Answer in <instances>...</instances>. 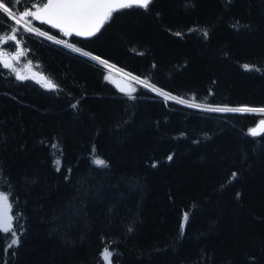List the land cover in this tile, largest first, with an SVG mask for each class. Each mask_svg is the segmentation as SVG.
<instances>
[{"label":"trees","instance_id":"trees-1","mask_svg":"<svg viewBox=\"0 0 264 264\" xmlns=\"http://www.w3.org/2000/svg\"><path fill=\"white\" fill-rule=\"evenodd\" d=\"M45 1L0 10V37L15 36L0 49L58 85L0 63V192L15 232H0V264H104L106 245L112 264H264V133L248 134L263 114L205 107L264 106V0H153L69 35L186 104L140 83L122 92L100 61L16 23Z\"/></svg>","mask_w":264,"mask_h":264},{"label":"snow or ice","instance_id":"snow-or-ice-1","mask_svg":"<svg viewBox=\"0 0 264 264\" xmlns=\"http://www.w3.org/2000/svg\"><path fill=\"white\" fill-rule=\"evenodd\" d=\"M153 3V0H48L46 4H43L42 7L37 6L36 11H27L21 14V19L24 16H32L35 19H42L45 23L52 24L53 27L60 28L65 34H70L75 32L78 36L90 37L99 31L100 27L111 19L114 12H117L126 8H143L147 10L149 6ZM0 10L4 13H7L10 17L12 16L10 8L0 0ZM16 23L19 24L20 20H16ZM15 31V29H13ZM31 31V29H29ZM191 31V29H190ZM43 35V33H41ZM180 35V33H177ZM204 35L207 36V32H204ZM12 39L15 40V36L0 37V43H3L5 40ZM23 52H19L18 55H23ZM87 55V53H85ZM16 58V57H13ZM93 59L99 60V57H93ZM101 63H106L105 61H100ZM0 63H3L5 68H11V63L4 59L0 55ZM248 68V65L244 66ZM17 79L24 80L25 76L16 73ZM137 83L143 84L144 87H150L152 91L158 92L164 97L165 100L172 99L177 100V97L171 96L170 94L164 93L161 89L155 87V85L149 84L146 80H140L138 77H132ZM43 86L48 89H56L58 85L54 84L51 80H48L45 77H41ZM121 91H126L124 88H121ZM135 88H130L127 90L130 95L131 92H134ZM179 103L186 104L188 101L179 99ZM192 107H201L199 104H192ZM76 107V105H72ZM210 111L216 112H241V113H264V108H210ZM264 133V119L260 120L259 124L248 130V134L251 136H257ZM53 148H56L57 145L53 144ZM169 160L172 159L171 156L168 157ZM94 163L97 166H103L105 161L102 159H95ZM55 164L57 165V170H59L60 161L56 160ZM237 174L232 173L230 180L235 178ZM239 196V194H237ZM11 205L8 203V195L0 192V232L8 233L12 232V235L15 236L13 230L12 220L13 217L10 216L9 210ZM188 212H185L183 215V222L181 223V233H183L184 223L188 220ZM131 231V229H129ZM18 243L17 239H12L11 245ZM9 245V247H11ZM113 252L109 250L106 245L101 257L104 261V264H112L111 257Z\"/></svg>","mask_w":264,"mask_h":264},{"label":"rangeland","instance_id":"rangeland-1","mask_svg":"<svg viewBox=\"0 0 264 264\" xmlns=\"http://www.w3.org/2000/svg\"><path fill=\"white\" fill-rule=\"evenodd\" d=\"M12 14H14V13H12ZM14 16L18 19V17L16 15H14ZM20 22L24 23L29 29L35 30L39 34L43 33V36H47L48 38L52 39L55 42L62 43L64 45H66L67 47L70 46V47L74 48L77 51L80 50L82 53H87V55L89 57L90 56L99 57V56H97V55H95L93 53H88L86 51L81 50L80 48L76 47L72 42H70L68 37H69V35H72V34H65V32L59 30L60 32H62V34L54 35V34L48 33L46 30L43 31L42 29H39L38 27H32V26H30V24L28 22H25V21L22 22L21 20H20ZM19 52H21V51L20 50H17V51L15 50L13 52H9V51L0 49V55H2L4 59L8 60L11 63V65H12L11 69L15 73H19L20 75H23L25 77H31L35 81L40 82L42 85H43V82L41 81V77H45L48 80H51L48 76H45L43 72H41L40 70L35 68V66H33L28 60H26V59L23 60V57H21V55H18ZM13 57H16V58H13ZM97 61H105V60H103V58L99 57V60H97ZM105 62L106 63H103V64L105 65V67H106V69L108 71V74H111L112 77L115 78V80H116V78H122L123 80L125 79L128 82V84H130L132 87L137 83L135 80L132 79V77H138L140 80H144L141 77L137 76L136 74L134 75V74L128 73L125 70L123 71L121 68H119L113 62L112 63L107 62V61H105ZM149 84H151V83H149ZM163 92L167 93L165 91H163ZM167 94H170L171 96L177 97V96H175V95H173L171 93H167ZM179 99H182V98H178L177 100H179ZM205 107H207V108H218V106H213L212 107L210 105H205ZM241 107L264 108V106H258V105H256V106H249V105L236 106L235 108H241ZM259 114H263V115H259V116H264V113H259Z\"/></svg>","mask_w":264,"mask_h":264},{"label":"water","instance_id":"water-1","mask_svg":"<svg viewBox=\"0 0 264 264\" xmlns=\"http://www.w3.org/2000/svg\"><path fill=\"white\" fill-rule=\"evenodd\" d=\"M47 2H48V0H46L43 4H46ZM43 4H42V5H39V7H42ZM36 7H37V6H35V7H33V8H29V7H27V8L22 9V11H20V13L18 14V18H19L22 22H23V21H25V22H33V23H34V22H37V23H40V24H43V25H47V26H49V27H51V28H53V29H55V30L58 29V30L62 31L60 28L53 27L52 24L45 23L42 19H35V18H33L32 16H24V17L21 19V14H22V13L27 12V11L35 12V11H36ZM99 31H100V29H99ZM99 31H97L96 33H98ZM63 32H64V31H63ZM96 33H95V34H96ZM70 34H72V35L78 37V35H76L75 32H72V33H70ZM80 37H85V36H80ZM115 82H116V84H117L120 88L129 89V87H130V84H128V82H127L125 79L123 80L122 78H116ZM262 119H264V116H259V117L256 119L255 123H254L253 125H251V126L248 128V130L251 129V128L256 127V126L259 124L260 120H262Z\"/></svg>","mask_w":264,"mask_h":264}]
</instances>
